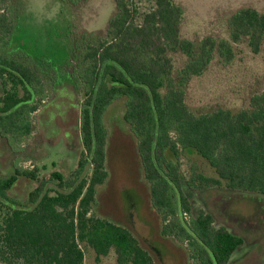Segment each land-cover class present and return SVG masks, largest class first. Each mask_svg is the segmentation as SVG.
Listing matches in <instances>:
<instances>
[{
	"label": "trees",
	"instance_id": "1",
	"mask_svg": "<svg viewBox=\"0 0 264 264\" xmlns=\"http://www.w3.org/2000/svg\"><path fill=\"white\" fill-rule=\"evenodd\" d=\"M7 1L0 0V81L4 88L0 133L25 136L31 130L27 116L39 109L35 101L43 87L36 70L14 54H6L13 33L4 11ZM153 2L154 7L136 21L137 11L127 0H116L117 13L108 22L106 36L84 46L78 65L83 88L79 105L82 150L69 176L54 170L39 179L35 167L0 174L1 264H82V243L93 250L96 264L110 250L115 253V264H158L129 226L89 215L97 186L107 177L103 118L118 98L125 99L122 119L135 137L162 236L185 245L193 264H228L242 244L239 235L215 226L210 213L192 214L185 188L223 184L231 190L264 195V89L253 93L248 108L237 112L219 108L194 113L185 101V83L191 75L202 73L214 49L225 62L231 61L232 44L206 38L196 53L194 43L180 37L181 7L172 0ZM228 22L232 42L248 36L251 50H260L264 12L244 7ZM168 49L189 57L178 81L172 74V58L166 55ZM49 69L57 71L54 65ZM64 76L69 77L67 72ZM181 151L204 158L215 177L192 169L186 178L178 166ZM19 177L37 181L23 200L8 193Z\"/></svg>",
	"mask_w": 264,
	"mask_h": 264
},
{
	"label": "rangeland",
	"instance_id": "2",
	"mask_svg": "<svg viewBox=\"0 0 264 264\" xmlns=\"http://www.w3.org/2000/svg\"><path fill=\"white\" fill-rule=\"evenodd\" d=\"M127 2L137 11L136 21L154 7L153 0ZM172 2L182 9L180 37L192 41L196 53L206 38L230 41L234 53L232 60L225 62L214 49L202 73L188 78L185 101L189 108L194 113L248 108L250 96L264 89V39L258 52L251 50L248 36L232 42L228 19L244 7L264 12V0ZM4 11L13 25L6 54H14L36 70L43 94L35 101L39 109L27 116L31 128L28 135L0 133V174L8 175L17 167H35L39 179L49 177L54 170L67 177L82 150L79 105L83 88L78 65L83 61L84 46L106 36L108 22L117 13L116 0H8ZM166 55L172 58V74L178 81L189 57L172 49ZM51 65L57 71L49 69ZM3 89L0 81V95ZM124 102V98L116 99L104 114L107 177L97 186L96 203L89 215L129 226L158 264H193L185 245L160 233V216L150 204L135 137L122 119ZM178 166L186 178L192 169L215 177L208 162L193 152L181 151ZM36 183L19 177L8 193L23 200ZM185 193L190 197L192 214L208 212L215 226H225L243 239L228 264H264V195L231 190L223 184L185 188ZM80 246L85 254L82 264H96L93 250L85 243ZM115 263L113 250L99 262Z\"/></svg>",
	"mask_w": 264,
	"mask_h": 264
},
{
	"label": "crops",
	"instance_id": "3",
	"mask_svg": "<svg viewBox=\"0 0 264 264\" xmlns=\"http://www.w3.org/2000/svg\"><path fill=\"white\" fill-rule=\"evenodd\" d=\"M117 223H120L119 221L117 222ZM120 224H123V225H125L124 223H120ZM171 238V237H170ZM175 240V239H174ZM176 241V240H175Z\"/></svg>",
	"mask_w": 264,
	"mask_h": 264
}]
</instances>
